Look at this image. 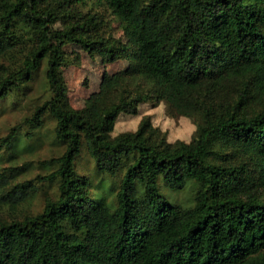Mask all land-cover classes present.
<instances>
[{"label": "trees", "instance_id": "trees-1", "mask_svg": "<svg viewBox=\"0 0 264 264\" xmlns=\"http://www.w3.org/2000/svg\"><path fill=\"white\" fill-rule=\"evenodd\" d=\"M101 10L133 27L130 43L105 30ZM66 42L129 63L80 109L59 71ZM43 64L49 96L23 123L49 116L64 148L8 203L38 179L57 192L36 213L0 219V264H264V0H0V101ZM133 77L150 86L130 89ZM149 101L192 119L193 137L168 142L148 115L111 133ZM83 150L92 174L76 168ZM186 189L189 203L176 202Z\"/></svg>", "mask_w": 264, "mask_h": 264}, {"label": "rangeland", "instance_id": "rangeland-1", "mask_svg": "<svg viewBox=\"0 0 264 264\" xmlns=\"http://www.w3.org/2000/svg\"><path fill=\"white\" fill-rule=\"evenodd\" d=\"M99 8H95V10ZM106 22L105 30L125 43H130L133 37V27L115 17L108 11H100ZM59 28L60 24L56 23ZM64 61L59 71L67 87V100L70 106L80 109L85 107L92 93L97 92L102 76L123 72L128 66V60H117L106 63L98 55L90 56L80 45L66 42L62 47ZM45 64L36 73L34 79L25 90L11 92L4 101H0V140L16 125L15 136L9 142L0 141V173L4 174L5 184L0 189V219L22 217L41 210L45 199L54 197L57 192V182L34 180L35 191L31 197L20 203H8L12 196L8 190L17 182L43 176L54 168L42 163L43 160L58 156L64 146L55 138L54 120L44 117L41 125L23 123L30 117L49 92L45 83ZM149 82L140 77H133L128 84L130 89H146ZM150 116L154 126L165 134L168 142L176 140L189 141L195 132L192 119L184 116H173L168 106L163 102H146L138 106L136 114L121 113L111 133L113 135L124 131H134L143 116ZM79 172L93 173L94 163L90 155L83 150L76 160ZM10 196V197H9ZM176 202L188 204L192 198L189 189L173 194Z\"/></svg>", "mask_w": 264, "mask_h": 264}]
</instances>
